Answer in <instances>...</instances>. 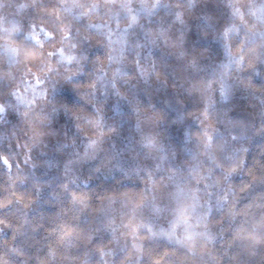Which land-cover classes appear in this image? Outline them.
<instances>
[{
  "label": "snow or ice",
  "instance_id": "snow-or-ice-1",
  "mask_svg": "<svg viewBox=\"0 0 264 264\" xmlns=\"http://www.w3.org/2000/svg\"><path fill=\"white\" fill-rule=\"evenodd\" d=\"M160 6L161 0H58L56 4H50L48 0H20L19 3L15 0H0V24L9 19L13 21L12 28L17 34L18 45L25 48H30L32 42L39 45L36 54L31 58L34 59L44 55L43 43L36 32L37 17L49 19L53 24L52 30H48L43 20L39 23V28L49 38H54L58 29L62 33V43L75 41L68 45L67 54L63 46L56 51L61 60L75 61L77 71L82 70L81 62L87 59L83 45L92 39L89 30L104 28L107 30L106 59L112 61L114 46H119V59L130 64L132 68L130 74L123 73L129 80L136 78L148 81L152 77L161 79L163 76L164 82L167 83L158 60L152 57L149 64L145 59L152 56L153 45L162 43L164 48L180 61L183 79L191 81L189 88L193 93L199 94L204 105L205 119L209 116L208 107L212 103L209 93L215 91L217 82L219 94L225 99L228 89L232 86L228 83L229 80L258 90L259 121L249 123L254 124V133L264 136V79L259 83L253 80L255 73L264 70V0H217L210 6H202L201 0H164L165 10L153 12ZM30 10L35 12L25 17L24 12ZM93 13H102V19L108 23H93L88 20L85 30L89 34L81 33L79 28H76L75 35L70 33L73 22H80L77 18H87ZM194 13L204 21L200 34L205 37L211 35L223 47V57L208 65L201 63V58L207 54L206 48H194L190 51L186 47L187 33L192 27L188 23V17ZM220 17L223 19L217 23ZM113 22L115 27L110 26ZM253 42H256V47H249ZM14 55L15 49L5 42L0 48V65L7 58L10 67L14 63ZM47 56L51 57L52 53L48 52ZM93 59L99 61L100 57ZM48 68H51L50 62L45 71ZM208 68L212 69L210 76L206 72ZM120 72L119 67L113 69L111 85L119 95L129 98V91L118 87L116 76ZM74 77L69 70L63 80L72 83L79 96L88 100L81 85L73 83ZM36 83L43 82L37 79ZM56 83L57 81H53L51 88H54ZM176 86L175 83L171 85L173 88ZM89 87H95V80ZM18 93L19 89L15 85L7 83L0 90V119L8 114L9 109H14L20 122L30 124L32 113L40 110L50 114L58 107L50 92L34 90V96L40 97L39 102ZM88 101L94 112L85 115L81 114L82 107L60 105L74 117L77 121L75 127L81 130L84 136L88 137L89 132L83 131L82 122L91 125L96 131L91 133L83 145V151H78L76 155L64 161L65 179L60 187L67 194L68 201L56 212L55 221L47 227L38 224L32 228L33 232L43 228L47 235L55 237L37 247V253L41 247L46 248V251L43 257L36 255L34 264H90L91 261H94V264H186L177 256L178 250L173 243V236L179 231L178 226H183L187 232L190 217H194L202 226L205 247L201 250V257L206 264H223L225 255H229L230 260L235 262L239 253L231 251L234 243L231 238V226L235 222L236 210L244 195L254 189L257 181L264 189V146L260 148L262 157L259 166L248 168L247 176L251 179L247 183L241 182L239 187L232 184L231 180L234 172L245 165L241 153L247 152V148L239 149V154L234 160L214 153L211 146L215 138L208 130L214 128L211 124H204V130L197 134V152L179 164L174 162V151H164L157 137L151 132L142 135L139 147L130 145L127 156L117 158L113 154L103 152L104 134L114 132L115 126L105 127L102 119L96 114L99 109ZM21 105H25L22 112ZM131 107L137 113L138 121L141 118H149L145 116L147 110H152L150 116L155 121L163 118L152 109L151 104L142 105L134 96L131 97ZM237 127H242L240 119L228 123L227 134L218 139L222 143L235 139ZM38 136V132L33 133V143L37 142ZM24 146L28 147L27 144ZM98 155L100 158L96 165L97 170L101 167L119 170L123 176L133 177L137 181L143 180L144 186L140 189L141 195L138 199L132 200L127 198L125 193L121 194L125 197L124 204L128 211H121L122 220L119 224L109 216L93 227L87 218L82 222L80 216L70 215L77 205L87 207L89 197L75 190L76 179L69 174L74 171L77 162ZM27 158L30 159V156ZM0 161L11 167L7 156H0ZM36 188H39V185H36ZM13 195L16 196L17 202L22 200L20 195ZM103 198L97 197L100 200ZM28 199L31 200L32 197ZM258 199L259 208L264 213V191ZM11 203L10 198L0 199V207H7ZM246 207L251 209L253 204L249 202ZM0 226V231L4 228L10 229L11 238L15 239L17 224L6 216H0ZM100 227L109 232L106 241L95 239ZM161 236L167 237L168 246L163 252H158L151 245V241ZM216 240L220 241V248L215 247ZM210 243L212 246H209ZM145 244L149 245L147 251ZM6 247L7 250L0 247V264H15L9 252H15L18 256L25 255L20 246L9 244ZM20 264H27V261L21 260Z\"/></svg>",
  "mask_w": 264,
  "mask_h": 264
},
{
  "label": "rangeland",
  "instance_id": "rangeland-1",
  "mask_svg": "<svg viewBox=\"0 0 264 264\" xmlns=\"http://www.w3.org/2000/svg\"><path fill=\"white\" fill-rule=\"evenodd\" d=\"M216 2L217 0H205L203 6H210ZM222 19L223 17H220L217 21H222ZM9 21L13 24L11 19ZM2 30L4 33L10 34V37L13 32L15 33L14 30H9L7 26L3 27ZM94 31H96L97 36L92 35V39L83 45V47L85 46L87 59L81 63L89 62L88 68L91 70L93 80H95V87L90 88L88 100L99 109L96 114L102 119L105 127L114 125L116 129L112 133L105 132L103 152L113 154L117 158L127 156L129 146L139 147L142 135L151 132L157 137L164 151L169 153L174 151V162L179 164L180 161L190 158L197 152L199 141L197 134L204 130V124H211L214 127L208 129L215 138L211 150L214 153L219 151L226 159L234 160L239 154V149L243 147L248 149L250 143L257 139L259 134L253 132L254 124L249 123L259 121L260 94L255 90L229 80L228 83L232 86L228 89L227 98L225 99L219 94V82H217L215 91L209 93L212 103L208 107L209 116L205 119L203 116L204 105L199 94L193 93L189 88L191 81L183 79L184 73L180 67V61L167 50L166 58L168 60L164 66L167 83L164 82L162 76L153 86L142 85V87L131 91L129 98H125L113 89L111 80L114 68H117V66L122 68L130 64L119 59V47L116 46L113 49L114 59L108 61L106 59L108 55L106 29H94ZM86 32L88 33V31ZM45 42H42L44 55L34 59L31 58L37 50L28 51L26 54L22 50L18 54L16 43H7L15 49L14 63L9 67L8 59L5 58L3 64L0 65V90L6 83L15 85L19 89L18 94L20 96L36 99L38 102L40 97L34 96V90L36 92L43 90L46 93L50 92L52 99L58 105L56 111L50 114H45L40 110L32 113L30 124L20 122L14 109H9L8 114L0 119V156H7L11 167L5 165L3 161L1 163L5 168L19 172L23 178L27 179L29 177L37 181L39 190L48 187L50 180L65 179L64 161L76 155L78 151H83V145L90 138L91 133L96 131L91 125L82 122L83 131L89 132L88 137L84 136L82 131L75 127L77 121L74 117L63 107H60V105H63V101L58 95L76 96V93L78 94L70 82L63 80V76L67 75L69 70L74 69L73 64H76V62L59 60L60 54L56 49L59 48L61 41L55 42V40H52L50 45H45ZM200 43L204 44L207 49L206 56L201 58L202 64L208 65L212 61L223 57V47L218 40L213 39L207 42L201 38ZM198 44L196 45L195 41L191 42V39L186 41V47L190 51L194 48L199 49ZM3 45L4 43H0V48ZM37 46L39 48V45ZM48 52L52 53L51 57L47 56ZM100 53L105 56L103 63L100 59L99 61L93 59L97 56L101 57ZM49 62L51 68L45 71ZM75 68H77V65ZM122 71L121 69L119 75L122 74ZM206 72L210 76L212 69L208 68ZM74 73V78H77L83 74V70H76ZM259 76V72L253 75L254 78ZM4 79L9 80L2 81ZM37 79L43 83L37 84ZM116 79L118 87L120 85L122 87L123 83L121 84L122 81L118 78V74ZM53 81H57V83L54 88H51ZM173 83L177 85L175 88L171 87ZM132 96L138 98L142 105L151 104L152 109H154L157 102L162 100L170 110L171 115L174 113L176 116L171 119L169 124L164 125L161 120L155 121L150 116L152 110H147L145 116L149 118H141L138 121L137 113L131 107ZM77 100L82 106V115L94 112L88 100H84L79 94ZM127 100H129V103ZM24 106L21 105V112L24 110ZM236 119H240L242 127L236 128L235 139L230 140L228 143H222L218 138L227 134V124ZM195 128H197L196 133L193 131ZM34 132L39 133L35 143L32 142ZM25 144L28 147H25ZM214 144L216 146L213 147ZM215 147L218 149L217 152L214 151ZM244 154L245 152L241 153L242 156ZM29 156L30 159L27 158ZM99 158L98 155L77 162L74 171L69 176H74L77 182L89 183L93 179L92 173L88 171L85 175L82 173L89 164L96 166L94 164L98 163ZM99 170L98 172H101L105 177L121 173L119 170L106 167H101ZM238 170L233 175H237ZM123 180L132 184L140 183L142 188L144 186L143 180L137 181L130 176H123ZM134 192L137 191L134 190ZM124 199L125 197L119 196L109 200L102 209L101 219L110 216L119 224L122 220L121 211H128ZM189 225L187 232L184 231L183 226H178L179 231L173 236V243L191 247L194 238H205L202 226L197 223L194 217L189 218ZM101 232L104 236H109V232L104 228ZM157 238L167 240V237Z\"/></svg>",
  "mask_w": 264,
  "mask_h": 264
},
{
  "label": "trees",
  "instance_id": "trees-1",
  "mask_svg": "<svg viewBox=\"0 0 264 264\" xmlns=\"http://www.w3.org/2000/svg\"><path fill=\"white\" fill-rule=\"evenodd\" d=\"M204 1L205 0H201L202 6ZM15 2L19 3L20 0H15ZM48 2L50 4H56L58 0H49ZM163 3L164 0H161V6L159 7V9H154L153 12H163L165 10L163 7ZM199 10L200 9L198 8L197 11ZM34 12L35 10L26 11L24 12V16H31ZM93 17H95V19H93ZM77 19H79L80 22L77 23L74 21L72 27L69 29L72 35H75L76 28H79L81 33L89 34L85 30L88 20H91L93 23H108L106 20L102 19V13L101 15L93 13L87 18ZM152 19L153 23H155L154 16L152 17ZM9 20H7L3 24H0V43H16V33L13 32L10 37V34H6L2 30V28L6 26L9 28V30H13L12 24ZM41 20H43L48 30L53 29V24L49 19L37 17L36 32L40 37V40L42 42L46 41L44 43L45 45H50L52 40H55V42L60 41V36L62 35V33L58 29L54 33L55 38L45 37L43 31L39 28V23L41 22ZM220 22L221 21H217V23ZM188 23L192 27L187 33V40L191 39V42L195 41L196 45L197 43H199L198 48H206L204 44L200 43L201 38L206 40L207 42L212 41L214 38L211 35L205 37L200 34V27L204 24L203 19L194 13L193 15L188 17ZM8 25L11 27H9ZM110 26L115 27L114 22ZM89 31L91 32V35L97 36V33L96 31H94V29L92 31ZM73 42L75 41L68 40L67 43L61 42L59 48L63 46L65 49V54H67L68 45ZM16 45L18 46V54L22 50H24L26 54L28 51H36L38 48L35 42H32L30 48L22 47L17 43ZM249 47L255 48L256 42H253L251 45H249ZM166 52L167 50L164 48L162 43H158L157 45L152 46V56L146 57L145 59L147 60V63L150 64L152 57H155L161 66L162 72L164 73V66L168 60L166 58ZM99 55L101 56L100 60L103 63V58L105 56L102 53H100ZM141 56L143 57V53H141ZM81 64L83 74L75 78L73 83L81 85L82 90L87 93V96L89 98V85H91L93 81V76L91 70L88 68L89 62ZM73 67L74 69L71 70V72L75 74L74 72H76V64H73ZM121 69L123 71L121 75H119L118 73V78L121 79V84H123L122 87L121 85L120 87L122 89H127L129 93L136 90V88L138 87H142V85L153 86L155 82L158 81V79H156L155 77H152V79L148 81L142 79L137 80L136 78H132L131 80H129L128 76L123 75V73L127 72L130 74L132 71L131 65H125ZM259 75L260 76L258 78L253 77V80L256 83H259L261 79H264V70L259 72ZM255 91L259 93L258 90ZM77 96V93L76 96L58 95V97L62 99L63 104H71L74 106L82 107L77 100ZM127 101L129 103V100ZM154 109L156 110V112L162 115L163 118L161 119V121L164 123V125L169 124L171 119H174L176 116V114L174 113L173 115H171L170 110L162 100L155 104ZM193 131L194 133H196L197 128L193 129ZM214 146H216V144H214L213 147ZM262 146H264V136L259 134L257 139L250 143L247 152H245V154L243 155L245 165L238 170L237 175L232 176L231 183L236 187H239L241 182L247 183L251 179L247 176V170L249 167L259 166L262 157L260 148ZM215 148L214 151L217 152L218 149ZM217 153L220 154L219 151ZM87 171L92 173V181H90L89 183H81L75 181L74 187L76 191L89 197L88 206L84 207L82 205H77L70 215L80 216L82 222L85 218H87V220L92 223L93 227H96L100 220L105 219L104 217L101 219V213L103 207L109 202V200L119 196L122 197V193H125L126 197L132 200L138 199L141 195L140 190L138 191V189L142 188L140 186V183L132 184L130 182H124L122 173H115V175L113 176L105 177L101 172H98L100 170H97L96 166H93L92 164H89L84 169L82 174L85 175ZM63 180L64 179L50 180V185L48 187H44L39 190L38 188H36V185L38 183L37 181H34L29 177H27V179L23 178V176L19 172H16L13 169L5 168V166L0 161V199L10 198L12 200V203L7 207H0V216H6L18 226L17 235L14 240L11 238L12 233L10 229L4 228L3 231H0V247H3L5 250H7L6 245L9 244L22 247L25 253L24 256H18L15 254V252H9L10 257L15 261V264H20L21 260H26L27 264H34L36 255L43 257L44 252L46 251V248L41 247L40 251L37 253V247L42 244H46L49 239H55V237L47 235L43 228H39L35 232L32 231V228L34 225L38 224L43 225L44 227L49 226L55 221V214L60 209L62 204L68 201L67 194L60 187ZM134 190H136L137 192H134ZM262 191H264V189L259 186V182L257 181L254 189L250 192H247L244 195V198L240 200L239 207L236 210L235 222L231 226V238L234 241L231 251L238 252L239 256L237 257L235 262H232L230 260V256L225 255L223 264H264V213H262L261 209L259 208L260 201L258 199ZM13 194L20 195L22 197V200L20 202H17L16 196ZM101 196L104 197L102 200L97 199V197ZM28 197H32V199L29 200ZM249 202L253 204V207L251 209L246 207ZM102 229L103 227H100V230L96 233L95 239L97 241H106L108 239L107 235L104 236L102 234ZM141 236H143L142 232ZM193 242L194 243L191 247L174 243L178 250L177 256L180 260L185 261L186 264H206V261L201 257V250L205 247V238H194ZM151 245L155 247L158 252H163L164 248L168 246L167 240L162 238H154L151 241ZM209 246H212L211 243L209 244ZM148 247L149 245L145 244L146 251ZM215 247H221L219 240L215 241ZM57 259L59 260V257ZM90 264H94V261H91Z\"/></svg>",
  "mask_w": 264,
  "mask_h": 264
}]
</instances>
